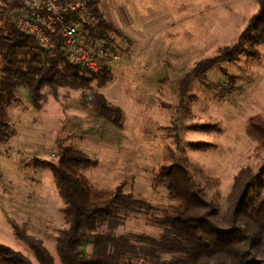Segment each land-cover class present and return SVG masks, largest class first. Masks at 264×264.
Wrapping results in <instances>:
<instances>
[{
    "label": "rangeland",
    "instance_id": "rangeland-1",
    "mask_svg": "<svg viewBox=\"0 0 264 264\" xmlns=\"http://www.w3.org/2000/svg\"><path fill=\"white\" fill-rule=\"evenodd\" d=\"M100 10L123 36L116 47L128 55L111 71L112 80L101 87L93 83L87 92L60 88L57 97L46 88L48 101L40 110L21 88L22 103L10 108L16 135L0 141V242L38 264L37 253L9 218L41 239L62 264L57 238L68 223L58 207L53 173L35 167L56 161L58 141L95 161L83 173L96 188L123 184L141 200L135 212H120L116 235L164 233L159 218L169 194L160 178L163 167H185L208 199L217 198L221 218L238 171L245 166L256 171L264 162V138L248 132L252 119L264 126V43L256 48L258 56L246 50L221 57L203 72L195 69L238 40L258 10L256 0H100ZM95 90L124 109L123 130L87 104ZM81 248L93 250L89 242ZM263 256L249 264L264 262Z\"/></svg>",
    "mask_w": 264,
    "mask_h": 264
},
{
    "label": "trees",
    "instance_id": "trees-1",
    "mask_svg": "<svg viewBox=\"0 0 264 264\" xmlns=\"http://www.w3.org/2000/svg\"><path fill=\"white\" fill-rule=\"evenodd\" d=\"M258 10L247 21L238 40L219 50L218 57L200 60L195 69L203 72L221 57L250 51L258 56V45L264 43V0H256ZM20 0L0 5V141L16 135L10 121V108L21 104L19 90L25 88L32 105L40 110L48 98L44 90L57 97L60 88L85 92L112 80L107 67L97 75L71 63L64 53L52 56L38 41L22 31L4 15ZM94 15L99 18L98 31L115 43L123 36L104 19L100 0H89ZM115 35L116 37H114ZM116 45V43H115ZM116 47V46H115ZM117 48V47H116ZM84 97V96H83ZM84 99V98H83ZM87 93L84 101L87 100ZM90 104L97 116L123 130L126 113L111 103L106 95L95 90ZM258 119V118H257ZM252 119L248 132L264 138V126ZM56 161H38L36 168H49L62 199V212L68 223L57 238L62 264H249L253 256L264 253V162L255 171L242 167L234 177L228 206L219 217L216 197L207 198L203 187L192 178L185 167H163L160 178L166 183L169 204L159 218L164 233L159 236L145 233L116 235L121 222L120 212H135L141 200L118 185L112 190L94 186L83 169L95 161L81 149L58 141ZM16 233L37 253L40 264H57L54 255L43 241L24 230L11 219ZM108 225L110 231H100ZM93 246L91 253L82 251V244ZM172 255L165 259L162 255ZM264 261V256L261 259ZM0 264H38L25 252L0 242ZM264 264V262H256Z\"/></svg>",
    "mask_w": 264,
    "mask_h": 264
},
{
    "label": "built area",
    "instance_id": "built-area-1",
    "mask_svg": "<svg viewBox=\"0 0 264 264\" xmlns=\"http://www.w3.org/2000/svg\"><path fill=\"white\" fill-rule=\"evenodd\" d=\"M4 15L52 56L64 53L90 75L99 74L105 67L112 71L128 57L125 50L115 47L111 37L100 34V20L89 0H21Z\"/></svg>",
    "mask_w": 264,
    "mask_h": 264
},
{
    "label": "crops",
    "instance_id": "crops-1",
    "mask_svg": "<svg viewBox=\"0 0 264 264\" xmlns=\"http://www.w3.org/2000/svg\"><path fill=\"white\" fill-rule=\"evenodd\" d=\"M7 1H12V0H0V5H2V4H4V3H6ZM126 30V29H125ZM126 32H128L129 34H130V31H127L126 30ZM131 35V34H130ZM52 95V94H51ZM54 96V95H53ZM55 97V96H54ZM94 112H95V110H93ZM95 114H96V112H95ZM97 115V114H96ZM36 167V166H35ZM39 169V168H38ZM41 169H49V168H40L39 170H41ZM50 170V169H49ZM52 172V171H51ZM54 183H55V181H54ZM55 189H57L56 188V185H55ZM56 192L58 193V190H56ZM47 194V193H46ZM59 194V193H58ZM58 194H57V196H58ZM58 207L59 208H62V199H61V197H60V195L58 196ZM9 220L11 221V218H9Z\"/></svg>",
    "mask_w": 264,
    "mask_h": 264
}]
</instances>
